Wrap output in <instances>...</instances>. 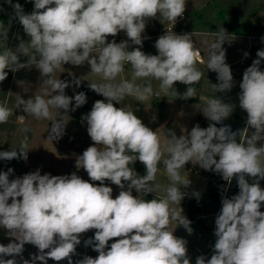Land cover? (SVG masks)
<instances>
[{"label": "clouds", "instance_id": "obj_1", "mask_svg": "<svg viewBox=\"0 0 264 264\" xmlns=\"http://www.w3.org/2000/svg\"><path fill=\"white\" fill-rule=\"evenodd\" d=\"M5 2L14 12L9 25L18 20L27 40L17 37L20 42L15 48L0 52V82L9 71L33 67L39 71L47 86L44 95L18 97L16 104L27 115L51 121L49 140L62 138L68 113L87 103L83 91L73 96L65 93L71 86L80 87L82 80L74 73L69 75L71 81L57 78L64 65H87L93 75L102 77L104 82H91L88 87L104 99L96 100L81 117L93 144L76 157L75 167L83 169L89 180L76 172L52 175L41 174L40 169L10 179L13 169L0 171V229L6 230L11 241L0 244V264H18L17 257L22 264H48V260L74 264L81 235L90 230H95L94 236L83 243L98 255H84L75 264H190L187 240L174 235L178 226L193 233L192 222L180 207L188 195L181 187L191 183L181 170L189 162L220 175L228 185L236 180L239 188L231 198L222 197L213 254L198 256L195 264H264V188L260 184L264 180V70L260 67L264 49L257 51V59L245 69L239 84V107L247 114L245 127L233 131L223 123L235 105L215 95L200 110L209 125L196 124L178 136L165 126L153 130L132 110L115 105L126 96L149 99L154 94L152 80L159 82L164 93L174 89L181 99L195 97V85L203 73L197 67L201 53L193 32H165L154 43L158 54L141 50L148 21L175 25L184 17L187 0H32L31 13L12 0ZM8 31L0 22V40H8ZM120 32L126 40L109 42L108 37ZM211 35L215 40L209 46L207 70L215 72L218 81L211 85L215 94L228 93L235 85L223 47L229 33L221 27ZM21 56L26 57L23 63ZM126 63L131 66L132 80L116 82ZM137 80L147 83L137 84ZM176 82L186 86L183 94L174 87ZM52 109L61 119L54 118ZM11 115L12 110L0 104V124ZM28 151L25 137L18 148L0 151V160L27 161ZM137 161L144 165V175L134 169ZM159 171L169 181L165 198H141V193H155ZM106 181L120 189L115 198ZM192 195L200 197L199 192ZM172 221L177 222L174 229ZM26 244L38 250L30 259L23 258Z\"/></svg>", "mask_w": 264, "mask_h": 264}, {"label": "rangeland", "instance_id": "obj_2", "mask_svg": "<svg viewBox=\"0 0 264 264\" xmlns=\"http://www.w3.org/2000/svg\"><path fill=\"white\" fill-rule=\"evenodd\" d=\"M189 5H200L204 3V0H187ZM12 3H19L22 5L25 13H31L33 11L34 4L32 0H12ZM209 1L206 2L208 4ZM186 5L185 13L193 9L191 6ZM206 6V5H205ZM203 5L202 9H199L197 17L199 26L203 28L216 29L218 27L227 28L234 30L235 32H243L247 34H263L264 35V0H213L211 4L207 7ZM14 15L13 8L5 2V0H0V22L6 27H9L8 40L6 42L0 40V52L5 50L7 47L15 48L20 40L17 38H22L27 40V36L23 31L22 25L18 20H12L9 25L10 17ZM206 25V26H205ZM196 27L192 23V17L187 15V17L179 22L177 26L178 30H183V28ZM123 33L120 32L116 37L117 40H124ZM151 37H145L143 39L142 51L146 54H158L156 48L154 47L155 41L160 37L159 31L157 35L151 33ZM154 35V36H153ZM146 36V35H145ZM208 36V35H207ZM144 37V36H143ZM203 37L201 34H194L193 40L196 45L199 42L198 39ZM215 37V36H214ZM113 37H108L110 41ZM229 36V42H226L228 47H231ZM236 38L235 46L242 51V58L237 62H232L230 65L231 70H236L239 68L241 70V77L243 72L247 67L252 64V61L256 59V53L258 50L254 46H249V43L253 41L252 38L245 36L233 37ZM127 39V37H126ZM125 39V40H126ZM250 41V42H249ZM247 52L248 56L245 57L244 53ZM26 61V57L21 56L20 62ZM198 69L205 73L204 65L197 62ZM261 70H264V62H261ZM87 65L84 66H72L70 64L64 65V69L58 70L56 77L62 80L71 81L72 77L70 74L74 73L76 77H80L82 80L81 86L76 88L71 86L65 89V93L69 96H73L77 92H85L87 96V103L74 112H69V120L66 125L67 131L78 132V135H71L72 133L63 136V144L59 151L55 152L56 140L48 139V132L50 128L51 121L46 119H36L33 116L27 115L17 107L16 101L18 97L23 99H28L36 95H44L47 90V86L42 84V78L40 79V73L34 67L32 69H21L16 72L9 71L7 78L0 82V104H4L6 107L10 108L13 115L9 117L7 123L0 126V151H7L16 149L20 146L21 142L27 137L28 144V159L11 161L0 160V171H7L9 168L13 169V174L9 177L14 179L16 177H22L24 174L29 172H34L37 169L41 170V174L49 173V167L52 159L56 158L52 168V175H70L76 172L77 175L81 176L85 180H89L87 173L83 169H77L75 167L76 157L81 155L84 150L92 145L90 137L87 134V124L82 122L81 117L87 114L96 100L104 99L103 96L98 95L94 91L90 90L88 83L91 82H104L102 77L93 75L89 71ZM7 71V70H6ZM132 80V69L129 64H125V71L121 73L116 82L121 80ZM216 80L214 81V83ZM137 84H146L145 80H137ZM153 95L145 101H139L135 96H126L116 107H126L132 110L142 121L153 130L165 126L167 128H172L176 131L179 136L181 132L191 130L193 126L199 124L202 128H206L209 125V121L203 116L200 110L206 105L207 101L214 98L215 95L222 97L225 102H230L235 105V110L229 117L232 120L239 121L243 128L246 124L247 114L240 109L239 103H235L232 100L235 99L233 92H229L227 97H224L222 93H214L213 88H205L203 86V81L195 85L197 91L194 98L184 100L175 94V90H169L167 93L162 92L159 89V82L152 80ZM174 87L179 94H183L186 91V86L180 82H176ZM159 93V95H156ZM226 94V93H225ZM45 98H47L45 96ZM18 112V113H17ZM52 113L55 119H61L60 114L52 109ZM20 114L26 115V120L24 124H20L18 116ZM63 114V110H61ZM13 118V121H12ZM27 129V131H25ZM81 134H84L81 136ZM86 135V136H85ZM85 137V138H82ZM160 139L163 146L165 134L164 129L160 130ZM53 157V158H52ZM165 157L167 153L165 152ZM54 161V160H53ZM191 163V162H190ZM134 169L138 174H145V167L139 161L135 162L133 165ZM181 175L188 177L190 180V185L188 187H181V191L184 190L188 195L181 201L180 207L183 209V215H185L192 223L191 227L194 228L196 234L199 236L202 234L211 235L214 234L213 221L217 214L219 213L222 204L221 200L217 201L212 198L208 201L201 212L196 215L195 219L189 218L187 213V201L192 197L193 192H203L209 186H217V188L223 187L225 190L234 187L236 180H233L231 185H228L220 175L206 171L195 165L190 169H182ZM91 182V181H89ZM251 182V181H250ZM99 183V182H95ZM107 186L113 188V198L118 195L120 189L111 184L110 182H105ZM261 187H263L260 181ZM154 185H159L156 188L155 193H149L147 195L141 193V198L151 200L153 198L163 199L166 196L165 189L169 185V181L163 171H159L156 176ZM238 194V193H237ZM133 195H137L133 191ZM151 196V197H150ZM191 197V198H189ZM173 207L179 209V205H172ZM261 211H264V206H262ZM177 224L176 221H172L171 225ZM170 225V226H171ZM212 226V227H211ZM95 230H90L85 234L81 235V244L77 246V255L73 257V261L80 259L83 255H89L95 258L98 253L92 250L91 246L85 247L84 240L89 239L94 236ZM183 232V231H182ZM10 238L6 235V230L0 229V244L7 245ZM113 241H110L111 243ZM37 248L31 244H26L24 246L23 258L30 259L33 254H37ZM11 258V257H7ZM18 264H22L20 257L16 258ZM39 264V262H38ZM48 264H57L53 260H48ZM59 264H67V261H61Z\"/></svg>", "mask_w": 264, "mask_h": 264}, {"label": "crops", "instance_id": "obj_3", "mask_svg": "<svg viewBox=\"0 0 264 264\" xmlns=\"http://www.w3.org/2000/svg\"><path fill=\"white\" fill-rule=\"evenodd\" d=\"M204 1L205 2L200 4L199 6L198 5L192 6V5H189L187 2V5L191 6L193 9L189 12V14L186 13L185 18L187 17V15L191 16L192 17V23L196 27H192V28H183L182 27V28L184 29V31H187L190 33L193 32L194 34L196 33V34H200V35L202 34L203 35V37L198 39L199 42L196 45L197 48L199 49L200 53H201V59L198 62L200 64L204 65V70H205V73L201 79V81H203L202 85L205 86V88H209V87L211 88L212 87L211 84H215L218 81H217V74L215 72L207 70L208 51H209V46L215 40V37L213 35H211V33H213L216 30H219L221 27H218L216 29H209V28L205 29V28L199 26V23H197V21H198L197 14H198L199 9H202L203 5L204 6L206 5L205 7H207L209 4L212 3L213 0H204ZM207 1H209L208 4H206ZM185 18L179 20V22L183 21ZM179 22L177 23V26L179 25ZM169 24H171V23L168 21H163V23H161L159 19H150L146 25V30L143 34L144 38L147 36L151 37L152 36L151 33H153L154 35H157L159 30L168 26ZM224 29L229 33V36L232 37V38H230L231 39L230 43L232 45L231 47H228L227 44L223 45V47L226 49V62L228 64H231L232 62H237L242 58V51L241 50L239 51V48L237 46H235V43H236L235 39L236 38H233V37L245 36L248 38H252L253 41H251V42L249 41L250 42L249 46L250 45L254 46L255 48L260 49V50L264 49V41H262V39H261L262 37H264L263 34H247L246 35L243 32L239 33V32H235L234 30L227 29V28H224ZM160 36H162V35H160ZM123 38H124V40L126 39L125 33H123ZM232 73H233V77H234V81H235V85L231 90V92L234 93V94H232V96H235V99H233L232 101L238 104L239 103L238 94L240 92L239 84L242 81L241 70H239V68H237L234 71L232 70ZM215 80H216V82L214 83ZM222 95L224 97H227L229 95V92L226 94L222 93ZM21 115L24 116V119L19 118ZM18 119H19L20 124H24V121L26 120V115L20 114L18 116ZM12 121H13V118H12ZM2 125L3 124H0L1 127H2ZM70 133H72L71 135H78L79 134L78 132H72V131L70 132V130L69 131L65 130L64 135H66V134L70 135ZM83 135L84 134H81V136H83ZM82 138H85V137H82ZM62 139H63V137L56 140L55 152L60 150V148L64 142ZM55 161H56V158L52 159V161L50 163V167H49V173L50 174L52 172V168H53ZM192 197H195V196H192ZM189 198H191V197H189ZM148 199H149V197H148ZM212 221H213V224H214L213 227L215 230V219ZM170 227L174 229L177 227V224H173ZM192 229H193V233L191 235H189L188 232L183 227L178 226L175 229L174 235L187 240V249H188V255L190 257V264H195L196 258L200 255H204L206 258L211 257V255L213 254V247L215 244L216 237L214 234H211L209 236L207 234H202V233L198 236L193 227H192ZM64 261H67V260H64Z\"/></svg>", "mask_w": 264, "mask_h": 264}, {"label": "trees", "instance_id": "obj_4", "mask_svg": "<svg viewBox=\"0 0 264 264\" xmlns=\"http://www.w3.org/2000/svg\"><path fill=\"white\" fill-rule=\"evenodd\" d=\"M195 165L188 163L185 165L186 169L193 168ZM251 180H249L250 182ZM264 187V180L261 181ZM239 192L238 184L236 182L234 187L228 188L225 190L223 187L217 188V186H209L205 191L200 193L199 199L196 197L191 198L187 201V213L190 219L194 220L196 215L201 212L205 204L210 201L212 198L214 200H221L222 197L226 196L231 198L233 195H236Z\"/></svg>", "mask_w": 264, "mask_h": 264}, {"label": "built area", "instance_id": "obj_5", "mask_svg": "<svg viewBox=\"0 0 264 264\" xmlns=\"http://www.w3.org/2000/svg\"><path fill=\"white\" fill-rule=\"evenodd\" d=\"M185 16H186V13H184V17L183 18H185ZM182 18V19H183ZM179 20H181V19H178V22H179ZM177 22V23H178ZM177 23L175 24V25H173L172 23L171 24H169L168 26H166V27H164V28H162L161 30H159V34L160 35H164L165 34V32H175L176 34H185V33H188V34H191L190 32H187V31H183V30H178L177 29ZM112 39H115L116 40V42L117 43H119V42H121L122 40H117L116 38H112ZM111 39V40H112ZM110 40V41H111ZM109 41V42H110ZM195 42V41H194ZM195 46H196V43H195ZM197 47V46H196ZM256 59H257V56L255 57ZM262 62H264V61H262ZM127 64V63H126ZM225 197V196H224Z\"/></svg>", "mask_w": 264, "mask_h": 264}, {"label": "water", "instance_id": "obj_6", "mask_svg": "<svg viewBox=\"0 0 264 264\" xmlns=\"http://www.w3.org/2000/svg\"><path fill=\"white\" fill-rule=\"evenodd\" d=\"M223 123L224 124H227V125H230L231 126V129L233 131H238V130H242L243 129V125L239 121L232 120L230 118H228L227 120H225ZM217 126L219 127L220 125H217ZM182 192H185V191L182 190Z\"/></svg>", "mask_w": 264, "mask_h": 264}]
</instances>
